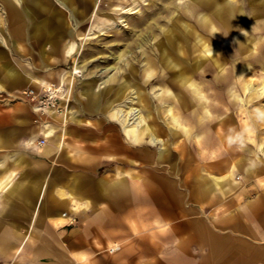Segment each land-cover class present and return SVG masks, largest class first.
Segmentation results:
<instances>
[{"label": "rangeland", "instance_id": "374dc122", "mask_svg": "<svg viewBox=\"0 0 264 264\" xmlns=\"http://www.w3.org/2000/svg\"><path fill=\"white\" fill-rule=\"evenodd\" d=\"M91 2L49 3L71 27L51 38L60 39V53L46 35L12 45L0 2V61L11 77L52 78L28 88L61 87L55 106L44 108L82 134L111 140L120 164L133 148L136 187L149 164L178 179L232 174L242 183L264 169V0ZM22 91L5 97L27 100Z\"/></svg>", "mask_w": 264, "mask_h": 264}, {"label": "crops", "instance_id": "0c3cea01", "mask_svg": "<svg viewBox=\"0 0 264 264\" xmlns=\"http://www.w3.org/2000/svg\"><path fill=\"white\" fill-rule=\"evenodd\" d=\"M0 2L12 45L46 35L60 53V39L51 38L72 32L50 8L52 0ZM36 10L47 14L36 17ZM3 64L0 264H264L263 168L248 182L232 178L217 186L221 177L178 179L149 164L136 187L133 146L120 164L117 146L102 134L63 124L54 108L45 120L30 101L8 100L5 95L52 78L24 72L13 78Z\"/></svg>", "mask_w": 264, "mask_h": 264}, {"label": "built area", "instance_id": "2783aa9c", "mask_svg": "<svg viewBox=\"0 0 264 264\" xmlns=\"http://www.w3.org/2000/svg\"><path fill=\"white\" fill-rule=\"evenodd\" d=\"M59 87L56 88H45L42 87L41 90H36L34 88H28L22 91L21 95L30 101L34 107L39 108L38 111H43L45 106H55L57 99L59 98L58 92ZM36 108V110L38 109ZM45 142L44 139L38 141V145Z\"/></svg>", "mask_w": 264, "mask_h": 264}, {"label": "bare ground", "instance_id": "6f19581e", "mask_svg": "<svg viewBox=\"0 0 264 264\" xmlns=\"http://www.w3.org/2000/svg\"><path fill=\"white\" fill-rule=\"evenodd\" d=\"M6 1V3L8 2V3H11L12 5H10V6H14V4H13V1L14 0H5ZM18 1H22V0H18ZM59 3H61V4H65V1L66 0H57ZM66 6V5H65ZM116 7V6H115ZM26 9H27V7H26ZM119 9V8H118ZM122 10V9H121ZM132 10V9H131ZM220 13V12H219ZM241 14H242V11H241ZM222 15V14H221ZM218 16V15H217ZM219 17V16H218ZM227 18V17H226ZM221 20V19H220ZM226 20V19H225ZM229 21V20H228ZM241 21V20H240ZM244 21V20H243ZM248 21V20H247ZM230 22V21H229ZM57 23V22H56ZM246 23V22H245ZM63 24V23H62ZM188 24V23H187ZM226 24V23H225ZM240 24V23H239ZM186 25V24H185ZM238 25V24H237ZM53 27V26H52ZM55 28H57V27H55ZM190 28V27H189ZM243 28V27H242ZM56 30V29H55ZM235 31V30H234ZM241 32V31H240ZM57 35V34H56ZM237 35V34H236ZM201 38V37H200ZM228 39V38H227ZM236 39V38H235ZM2 41V40H1ZM143 41V40H142ZM148 41V40H147ZM241 41V40H240ZM236 42V41H235ZM68 46H70V45H68ZM67 47V46H66ZM63 48V47H62ZM67 49V48H66ZM70 50V49H69ZM212 48L211 47H209V46H205L204 48H203V53L204 54H210V53H212ZM2 65H4L3 64V62H2ZM5 66H8V65H5ZM151 76V75H150ZM63 79V78H62ZM182 80V79H181ZM47 83V82H46ZM48 88V87H47ZM262 90L264 91V82H263V84H262ZM60 89H61V87H60ZM196 91V93H198V91H197V89H195ZM160 94V93H159ZM164 94V93H163ZM167 97V96H166ZM165 102V101H164ZM127 104H129V103H127ZM130 107V106H129ZM168 107V106H167ZM36 108H38V107H36ZM36 108H35V110H36ZM171 108H172V106H171ZM50 108H44L43 109V112L45 113H47L48 112V110H49ZM118 109H119V107H118ZM127 109V108H126ZM132 108H130V110H131ZM170 109V108H169ZM168 109V110H169ZM39 110V108L37 109V111ZM133 110H134V108H133ZM151 111V110H150ZM170 111H171V109H170ZM115 112V111H114ZM132 114V113H131ZM135 114H137V115H139L138 113H135ZM170 114V113H169ZM171 114H172V112H171ZM150 115V114H149ZM148 115V116H149ZM174 117V116H173ZM172 117V118H173ZM129 118H130V116H129ZM138 118V117H137ZM129 120V119H128ZM138 120V119H137ZM130 121V120H129ZM128 121V122H129ZM139 121V120H138ZM127 122V123H128ZM137 122V121H136ZM144 122V121H143ZM135 123V122H134ZM131 124V123H130ZM143 124V123H142ZM141 124V125H142ZM50 125V124H49ZM52 126V125H51ZM45 127V126H44ZM48 129V128H47ZM126 130V129H125ZM154 130V129H153ZM49 131V133L47 134V136H50L51 134H52V130L50 129V130H48ZM56 131H57V129H56ZM54 132V131H53ZM134 133V132H133ZM56 134V133H55ZM52 136V135H51ZM159 138V137H158ZM160 139V138H159ZM158 139V140H159ZM157 140V139H156ZM231 179H232V174H230L229 176H226L225 178H223V177H221V178H219V179H216V184H217V186L219 185V184H222V181H224L225 183H227V182H230L231 181ZM233 181V180H232ZM216 188H218V187H216Z\"/></svg>", "mask_w": 264, "mask_h": 264}]
</instances>
